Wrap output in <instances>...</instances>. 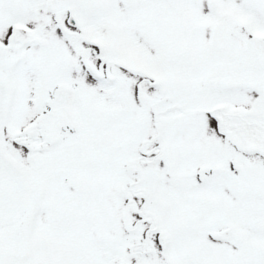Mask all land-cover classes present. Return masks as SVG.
Masks as SVG:
<instances>
[{
  "label": "snow or ice",
  "instance_id": "obj_1",
  "mask_svg": "<svg viewBox=\"0 0 264 264\" xmlns=\"http://www.w3.org/2000/svg\"><path fill=\"white\" fill-rule=\"evenodd\" d=\"M0 264H264V0H0Z\"/></svg>",
  "mask_w": 264,
  "mask_h": 264
}]
</instances>
